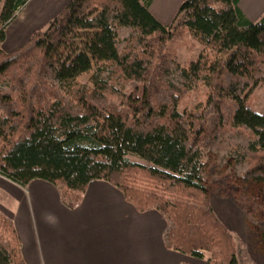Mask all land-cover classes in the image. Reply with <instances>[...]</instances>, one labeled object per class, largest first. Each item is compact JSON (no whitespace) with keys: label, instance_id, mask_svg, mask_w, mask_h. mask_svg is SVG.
<instances>
[{"label":"trees","instance_id":"trees-1","mask_svg":"<svg viewBox=\"0 0 264 264\" xmlns=\"http://www.w3.org/2000/svg\"><path fill=\"white\" fill-rule=\"evenodd\" d=\"M154 1L67 0L6 51V28L28 0H0V176L22 188L47 181L68 208L106 181L164 218L168 250L238 264L204 182L212 153L217 170L230 159L236 178L264 183V108L247 101L264 85V12L252 21L239 0H182L166 25ZM173 37L194 40L197 58L178 63ZM0 264H27L1 210Z\"/></svg>","mask_w":264,"mask_h":264},{"label":"crops","instance_id":"crops-1","mask_svg":"<svg viewBox=\"0 0 264 264\" xmlns=\"http://www.w3.org/2000/svg\"><path fill=\"white\" fill-rule=\"evenodd\" d=\"M241 9L254 21L264 3L251 16ZM0 191V210L14 222L27 264L200 263L168 250L162 241L164 218L155 210L138 212L106 181L89 182L74 208L41 179L22 188L0 176Z\"/></svg>","mask_w":264,"mask_h":264},{"label":"rangeland","instance_id":"rangeland-1","mask_svg":"<svg viewBox=\"0 0 264 264\" xmlns=\"http://www.w3.org/2000/svg\"><path fill=\"white\" fill-rule=\"evenodd\" d=\"M66 1L28 0L6 28L4 49L10 51L28 38L33 30L45 29L47 22ZM177 2L178 0H155L150 10L168 25L177 9ZM263 3L264 0H241L239 5L251 16L261 9ZM259 15L261 12L256 14V19ZM181 39L173 37L167 50L175 56L178 63L186 66L197 58L200 46L188 37ZM200 97L202 94L199 91L190 93L183 99L180 109L190 108ZM247 101L256 111L263 109L264 85L260 84L252 89ZM132 159L140 161L138 158ZM215 159L214 154L207 155V179L204 185L210 205L233 237L238 264H264V183L236 178L233 161L230 159L217 170ZM208 256L206 254L198 259L199 264H207Z\"/></svg>","mask_w":264,"mask_h":264}]
</instances>
